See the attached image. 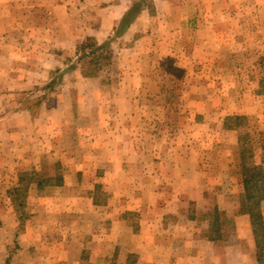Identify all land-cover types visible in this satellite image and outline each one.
Instances as JSON below:
<instances>
[{"label":"rangeland","instance_id":"rangeland-1","mask_svg":"<svg viewBox=\"0 0 264 264\" xmlns=\"http://www.w3.org/2000/svg\"><path fill=\"white\" fill-rule=\"evenodd\" d=\"M49 1L0 0L6 3L0 5V216L5 219L0 262H32L31 250L23 253L18 232L23 225L29 229L33 226L31 219L41 206L39 198L46 202L48 197L83 200L94 196L104 202L117 196L119 205L128 206L129 196H152L170 202L172 195L181 201L170 206L175 212L165 216L164 226L174 231L180 248L183 245L187 251L182 249L176 257L169 251L157 253L158 260L161 257L168 264H239L241 249L257 262L251 222L252 241L247 237L250 218L240 210L243 185L239 137L251 134L255 154L251 162L264 164V0H134L129 8L138 1L142 10L120 36L114 35L120 22L115 20L121 12L115 4L118 0ZM87 38L99 44L111 39L113 52L111 63L90 77L83 75V61L79 62L77 54L78 46ZM53 103L60 107L57 118L74 122L67 129L76 137L73 145H79L77 131L83 129L80 141L85 157L72 158L89 171L83 188L58 187L57 177L63 180L69 168L57 157L40 153L35 142L25 149L22 144L23 151L18 152L21 143L15 144L19 139L15 125L8 127L13 140H7L12 145L4 139L6 125L16 121L14 116L27 110L33 120L44 118L46 122L51 116L48 107ZM66 103L74 108L69 114L65 113ZM228 115L245 116L246 124L238 131L227 130L223 123ZM129 116L137 118L129 126L134 129L133 142L140 155L119 159L102 151L100 157L87 154L89 139L95 144L97 134L108 126L102 125L103 119L110 122L108 127L118 129L122 140L130 132L126 126ZM117 118L124 123L116 125ZM75 122H81L80 126ZM30 137H34L32 131L26 139ZM23 152L36 159L26 163L23 172H32L37 165L39 178L55 177L41 190L33 185L27 194L13 197L10 192L23 173L15 167L17 155ZM117 159L126 173L136 176L142 167H167L158 195L143 189L145 183L141 181L130 190L123 186L126 183L112 188L109 177L106 182L95 183L99 180L95 170L111 173ZM175 165L179 167L177 172L169 169H175ZM174 179L178 187L172 183ZM97 184L99 188L95 189ZM54 203L43 206L54 207V211L62 208L61 201ZM215 208L221 213V239L211 241ZM143 210L140 205L126 211L125 224L115 225L121 233L118 250L113 251L110 244L111 221L96 226L104 233L99 239L110 245L99 264L147 263L145 253H127L131 240L142 239H133L127 232L129 227L138 232ZM262 213L264 216V202ZM77 220L73 217L71 245L83 250V222ZM86 232L88 237L92 233ZM237 246L236 256H223V250Z\"/></svg>","mask_w":264,"mask_h":264},{"label":"crops","instance_id":"crops-1","mask_svg":"<svg viewBox=\"0 0 264 264\" xmlns=\"http://www.w3.org/2000/svg\"><path fill=\"white\" fill-rule=\"evenodd\" d=\"M133 1L134 0H118L115 3L117 4V8L121 10V12H119V14L115 17L116 21L121 20V17L124 15L123 13L127 11ZM52 2V0L49 1V3ZM2 4L3 3H0L1 6ZM53 4H49V6L53 7ZM5 5L6 3L3 4V6ZM115 7L116 5L113 8ZM134 75L136 76L137 74L134 73ZM58 108H60L58 103L56 105L54 103L50 104L48 110L51 116L47 118L46 122H44V118L33 120V117L29 111H21V113L14 116V118L16 117V121H12V123L6 125L8 133L6 134L4 139L9 145H12L11 140H13V138H9L12 137V133H9L8 127L14 128L15 125L16 127H18L16 128V131L19 135V139L15 141V144L17 142L21 143L19 144V146H17L16 150L18 152H22L23 150H21V148L25 149L27 145H29V143L31 145L32 142H35L36 147H38L40 153L45 152L44 155H47V157H54L55 159L57 157L59 160H61L63 166L69 168L67 174L65 175V178L63 177L61 185H57L58 187L63 186V188L68 189L74 187L83 188L85 182L87 181V178L85 177H87V173L89 171L83 168V164H79L80 161L78 162L72 159L73 157H85V155H83V141H80L81 135L83 134V129L79 128V130L77 131V140L79 142V145H73L72 139H75L76 137H72V134H69L67 129L69 128L71 123L74 122L69 118L65 120L57 118V111H59ZM72 109H74L72 108V104L66 103L65 113L69 114ZM128 119L129 120L126 121V126L130 130V132L122 140L118 134V129H114V126L108 127L110 126V122L103 119L101 122L102 125L108 126H106L105 129H102L100 134H97V137L95 138V144L92 143V139H89V142H91V144H89V150L87 154H90L91 156L94 155L95 157H100L99 153L102 151V154L110 153L111 156L119 159L124 158V155H126V157L129 159L135 158L136 156L140 155L138 147L133 142L135 139V136L133 135L134 129L131 125L129 126V124H133L134 121L137 120V118L135 120L134 116H129ZM35 120L39 121V123L37 122L33 128ZM19 121H21V123ZM79 121L80 120L78 119L77 122ZM115 121H117L118 123L116 125H121L124 123H119L120 118H117ZM77 122H75V124L80 126L81 122L80 124H78ZM62 126H64L65 128L62 129ZM37 127L39 128L36 130ZM31 131L33 132L34 137L26 139L27 134L31 133ZM21 137H23V141H21ZM8 138L11 140H7ZM121 141L122 144H120ZM20 146L22 147L20 148ZM45 147H47L46 150L44 149ZM39 155L41 156V154ZM39 155L37 154V156ZM2 157L3 155H0V159ZM7 157L8 156L6 155V157L4 158L6 159ZM17 157L18 162L16 163L15 167H18V171L21 172L25 170L26 163L33 161L36 162V159L34 160V156L30 153L25 154L23 152V154H20V156L17 155ZM132 162L135 163V160H132ZM134 166H136V164L129 165V167ZM163 167L164 166L162 165H160V167L155 166L151 168V170L150 168L142 167V169H140V171L138 172L140 173L139 176L127 172L128 174H130L129 176L125 172V170L122 169V166L117 159V161L115 160L113 164L111 173L100 168H98L99 170H95V173H97L99 176V180H96L95 183H103L106 182V179L110 178L109 180L112 188L118 189L125 186L130 190L132 187L134 188V186H136L137 181H141L140 183H145L143 185V189L149 190V193L153 191L155 195H158V190L161 189V186L163 184V173L166 172L167 169V167ZM174 167L175 169L173 168V166L169 169H171V171L177 172L179 167L177 165H175ZM37 169L38 167L36 165V169L33 171H39ZM50 177L53 178L55 177V175L51 174L49 178ZM123 183L126 184L122 186ZM172 183H174L176 187H178V181L174 179ZM33 185L37 187V184L35 183H32L30 186ZM98 185L100 184L94 186L95 189L99 188ZM171 197L172 199L169 202L166 200L163 201L161 198L157 199L156 197L152 196H145L141 199H136L134 197L130 198L129 196L127 200V205L129 204L128 206L119 205L121 200L117 196H111V198L104 202H101L94 196H89L87 198L83 197V200L69 197H65L62 199L48 197L46 199V202L43 197L39 198L37 201L41 204V206L39 207V209H37V213L33 215L31 219V225L33 226L29 229L28 225H23L21 230L18 232L19 239L21 240V247L23 248V253L28 252V250H31L32 252V262H24V264H99L98 262L104 260L105 253L107 252L108 246L110 245L105 243L104 239H99L100 237L104 236V233H101L100 229H97L96 226L100 227V224L103 221H111L113 229L111 230L110 234V236L112 237V241L110 244L113 251L115 249L118 250L121 233L116 229L117 227L115 225H117L118 227L121 226L120 223H123L127 220L128 213H126V211L137 209L140 205H142L146 211L143 210L145 214H141L142 220L139 224L140 226H137L136 228L138 229V232L134 233L135 231H133V228L129 227L127 234L133 239L134 236L141 237L142 239L139 240L135 238L134 240H131L128 245L129 248L127 250V253H145L144 256L147 259L149 258L146 264H168L167 262L163 261V258L161 257L158 260L156 254L160 253L161 255H163L164 252L169 251L174 255L173 257H176L179 253L183 252L182 249L187 251V249H185L183 245L180 248L181 242H178V239L176 238L177 236L174 231H170L168 228H166V226H164V220H166L165 216L169 215V212H175L174 210H172V208H170V206L176 201L178 203L181 201L179 197L176 198V196L173 195ZM54 200H59L62 202V208L60 210L54 211L57 210L54 207L45 208L43 206L44 203L48 205L55 204ZM130 204H134L136 208L133 206L132 208H130ZM173 205H177V203ZM108 208H110L112 212L109 213ZM73 217H77L79 219L77 221L83 222V246L78 243V245H81V247H83V250L80 247L72 248L71 245V238L73 237L71 234ZM0 223H3L2 225H0L1 234L2 231H5V219L3 218V216H0ZM88 223H90V225H88ZM124 224L125 222L123 223V225ZM139 227L141 228L139 229ZM248 229L249 233L247 231V237L250 242L252 241V238H250V221ZM89 230H91L92 233L88 237L86 231ZM91 237L93 239H91ZM240 250L238 253L239 257H237L239 260V264H257L255 258L252 257V254L247 253L244 255L243 251ZM223 251V256H228L229 258H231L236 256V252H238V246L229 247ZM253 252L254 251H252L251 253ZM233 253L236 254L234 255ZM0 264L6 263L0 262Z\"/></svg>","mask_w":264,"mask_h":264},{"label":"trees","instance_id":"trees-1","mask_svg":"<svg viewBox=\"0 0 264 264\" xmlns=\"http://www.w3.org/2000/svg\"><path fill=\"white\" fill-rule=\"evenodd\" d=\"M142 10V4L135 2L122 16L119 24L114 28V35L120 36L130 27ZM111 39L99 44L92 38H87L84 43L78 46L77 54L79 62L83 61V75L90 77L95 72L110 64L113 57L111 49ZM87 67V69L85 68ZM246 124L245 116L228 115L224 119V128L227 130L238 131ZM241 179L243 185V198L241 202V212L250 218L252 233L256 245V257L258 264H264V216L262 204L264 202V164L252 163L254 157L253 137L250 133L241 134L239 137ZM53 178L42 179L36 171L23 172L19 175L18 184L10 192L11 196L27 194L32 183L37 184L38 189H42L46 181ZM56 185H61L62 177H57ZM19 205H22L20 203ZM220 211L215 208L213 211L214 222L211 225L209 235L211 241L221 239L218 219ZM1 225V224H0Z\"/></svg>","mask_w":264,"mask_h":264}]
</instances>
